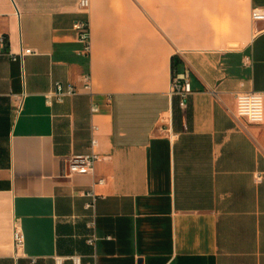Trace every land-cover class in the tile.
Listing matches in <instances>:
<instances>
[{
    "label": "crops",
    "instance_id": "crops-1",
    "mask_svg": "<svg viewBox=\"0 0 264 264\" xmlns=\"http://www.w3.org/2000/svg\"><path fill=\"white\" fill-rule=\"evenodd\" d=\"M257 7L0 0V264H264V124L236 108L238 94L264 92ZM173 57L191 70L187 109L170 95ZM58 81L79 92L48 106ZM93 125L100 158L75 172Z\"/></svg>",
    "mask_w": 264,
    "mask_h": 264
},
{
    "label": "built area",
    "instance_id": "built-area-1",
    "mask_svg": "<svg viewBox=\"0 0 264 264\" xmlns=\"http://www.w3.org/2000/svg\"><path fill=\"white\" fill-rule=\"evenodd\" d=\"M79 6L82 10H89L91 6V0H79ZM251 18L253 22H264V7H257L252 10ZM74 30L77 33L78 41L83 44V52L85 55H89L91 50L90 44V25L87 20H79L74 24ZM5 38L0 39V43H3ZM25 54H31L32 50H25ZM84 88H91V76H84ZM79 90L76 85L63 84L62 82H54L51 90L46 94V104L52 106L55 102L63 103L66 98L75 96ZM193 93V87L191 82V70L186 68L182 73L173 74L171 85V97H177L179 99V105L182 109L188 108V101ZM236 108L237 115L246 120L250 124H264V92H244L236 96ZM99 111L98 105H93L92 112ZM93 137L91 142L92 151L86 155H78L71 160V166L75 172L92 173L96 162L99 160L100 155L94 151V148L98 145V139L96 133L99 131V127L92 126ZM260 179V177H259ZM103 183V180L100 181ZM85 196L92 198V202L87 204V207L92 209L95 207L97 197L93 190L86 192ZM89 243L94 245L95 238L89 239ZM14 244L18 251L22 250L25 246V238L20 230H16L14 233ZM71 260L73 264H82V258L80 256H72Z\"/></svg>",
    "mask_w": 264,
    "mask_h": 264
},
{
    "label": "trees",
    "instance_id": "trees-1",
    "mask_svg": "<svg viewBox=\"0 0 264 264\" xmlns=\"http://www.w3.org/2000/svg\"><path fill=\"white\" fill-rule=\"evenodd\" d=\"M180 60H178L176 57H173L172 60V68H173V74L177 72V66L180 64Z\"/></svg>",
    "mask_w": 264,
    "mask_h": 264
}]
</instances>
